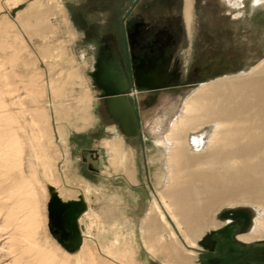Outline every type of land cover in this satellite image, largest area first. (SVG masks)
Masks as SVG:
<instances>
[{"label": "rangeland", "instance_id": "374dc122", "mask_svg": "<svg viewBox=\"0 0 264 264\" xmlns=\"http://www.w3.org/2000/svg\"><path fill=\"white\" fill-rule=\"evenodd\" d=\"M51 1L0 0V264H200L206 252L189 247L167 213L179 241L192 251L175 244L178 254L170 257L163 247L172 242L169 229L150 236L142 225L155 201L162 207L166 133L185 97L202 82L248 74L264 59V0H191L190 22L185 11L179 18L181 43L174 54L180 80L189 84L131 89L138 132L126 138L134 149L122 147L120 160L100 147V138L113 136L100 127L117 120L90 73L106 38L126 50L124 21L141 8L137 3L127 13L130 0H55L63 6L59 12ZM33 5L43 16L30 15ZM203 125L189 135L207 139L213 124ZM77 130L88 131L80 151L68 141ZM114 133L121 136L123 130ZM143 158L151 174L145 179L133 172L134 159L141 165ZM228 163L223 159L219 166ZM122 169L132 181L149 182V194L138 187L129 193L126 180L114 176ZM56 193L64 202L86 201L85 211L76 218L69 217L71 210L59 221L51 218ZM238 210L250 213L249 232L257 215L252 204H224L214 219L230 221ZM233 225L226 226L229 242L222 253L228 264H264V236L252 243L233 241L240 233ZM208 230L194 247L203 248L197 241Z\"/></svg>", "mask_w": 264, "mask_h": 264}, {"label": "bare ground", "instance_id": "6f19581e", "mask_svg": "<svg viewBox=\"0 0 264 264\" xmlns=\"http://www.w3.org/2000/svg\"><path fill=\"white\" fill-rule=\"evenodd\" d=\"M51 3L62 11L60 3ZM30 8L32 17L43 16L34 5ZM229 76L202 82L187 95L166 133L168 176L158 192L162 207L154 202L142 229L150 236L161 227L169 229L172 242L163 247L170 257L177 253L175 244L192 250L179 241L166 213L193 247L205 228L218 226L214 215L221 206L252 204L257 215L249 233L240 237L249 241L264 236V59L248 74ZM208 123L213 132L207 139L199 133L189 135ZM59 135L63 138L61 131ZM104 145L111 156L121 159L122 140L114 138ZM223 159L229 163L221 167Z\"/></svg>", "mask_w": 264, "mask_h": 264}, {"label": "water", "instance_id": "95a60500", "mask_svg": "<svg viewBox=\"0 0 264 264\" xmlns=\"http://www.w3.org/2000/svg\"><path fill=\"white\" fill-rule=\"evenodd\" d=\"M90 75L94 85L101 91L100 97L103 99L110 116L117 120L119 127L125 134L131 137L136 136L138 132L136 113L128 98L132 89V80L118 45L111 38H106L104 43L101 44L100 53ZM166 75L167 71L164 67L160 70L142 69L136 72L133 84L146 90H157L179 85V83L174 82H160L164 80ZM182 84L189 83L184 82ZM85 208L86 206L81 199L64 202L55 194L50 203V217L59 221L66 212L71 210L68 213H73L72 218H76V214L84 212Z\"/></svg>", "mask_w": 264, "mask_h": 264}, {"label": "crops", "instance_id": "0c3cea01", "mask_svg": "<svg viewBox=\"0 0 264 264\" xmlns=\"http://www.w3.org/2000/svg\"><path fill=\"white\" fill-rule=\"evenodd\" d=\"M122 1H125V0H122ZM130 1H132V4L130 6H128L127 13H129V9L133 10L135 8V6L137 5V3H138L137 8H141L142 13L135 12V13L131 14V12H130L128 14V16H130V19H126L124 21V24H123L124 30H122L123 32H126L125 28L131 27V24L133 23V21L138 20V17H143L145 19V21L148 23H152V24L154 23V24L161 26L162 22L165 23V21L162 19H165L166 17H168V18L178 17L180 19H183L184 11H185V16H186L187 22L188 23L190 22L191 10H192L191 0H130ZM184 7H185V9H184ZM193 7H194V4H193ZM126 16H127V14L125 15V17ZM116 123L117 124H110V125L106 124L105 126L100 127L102 130H105L106 132H110L111 134H113V136H110L109 138H100V140H103V143H102V145H100V147L105 148L107 150L106 146L104 145V141L105 140H112V139L116 138V139L122 140V145H123L122 147H124L126 152L128 149H134V148H132L133 146L131 144H128L127 140H126L127 137H131V136H128L127 134H125L124 131H123V135H121V136L114 133L116 131V129L119 127L118 122H116ZM96 126L97 125L94 124L90 128H92V130H94L96 128ZM85 130H87V129H85ZM85 130H80V131L77 130L74 133H71L68 135V141L70 143H72L70 145V148H72L73 150H75L76 148H78L79 151L81 150L83 139L85 136L86 137L88 136V133H87L88 131H85ZM94 150H97V149H94ZM107 152H108V150H107ZM96 159L99 160V158L97 156H96ZM148 163L149 162H147L143 158L142 163L140 165L134 159V165H133V168H134L133 172L135 173L134 177L143 178V179H145L147 176L151 177L150 169L148 168L149 167ZM87 167L89 169H92L93 171L99 172L100 174L103 175L101 168H99L97 166H93V165H91V163H89L87 165ZM139 168H141V170ZM128 172H130V171L129 170L124 171V169H122V171H120V173H117L114 176L117 179L118 178H124L126 180V182L129 185L128 189H130L129 193H135V191H133V189H134V187H138L139 189H141L142 194H145V193L147 194V192L149 194L150 183L149 182H143V183L139 184L136 181H132V180H130L131 178H130V175ZM131 176H133V175L131 174ZM78 177L83 179L84 181H87V182L90 181V179L87 178L83 174L78 175ZM82 201H83L84 205L86 206V204H85L86 201H84V200H82ZM218 222H219L218 226L211 227L210 230H208L206 233H204V235L197 241V243L203 241V244H202L203 248H198V247L193 246V249L197 250L196 253H198L200 255L201 254L204 255V252H202V251L206 252L205 256H204L205 258L202 257V259L200 260V264H228V260H226V256L222 254L224 252L223 251V249L225 247L224 245H226L227 242H229V239H226L227 238L226 234L229 231V229H227V227H226L228 224V218H223L221 221H218ZM248 233L249 232L247 231L246 233L240 234L238 236L239 239H241L242 241H245L240 236L248 234ZM239 239L236 236V237H234L233 241L236 240V242H242ZM254 240H258V239H253V240H249V241H254ZM249 241H246V242H249ZM243 243H245V242H243ZM143 246H144L145 250L147 252H149L147 250V248L145 247V245H143ZM204 247H206V248H204ZM147 256L149 258H152V255L150 252ZM152 264H154V263H152Z\"/></svg>", "mask_w": 264, "mask_h": 264}, {"label": "flooded vegetation", "instance_id": "af4514ba", "mask_svg": "<svg viewBox=\"0 0 264 264\" xmlns=\"http://www.w3.org/2000/svg\"><path fill=\"white\" fill-rule=\"evenodd\" d=\"M162 20L165 23L162 22V25L159 26L146 22L143 17H138V20L133 21L131 27L125 28L126 50L120 52L132 80V88H138L133 84L137 71L142 69L160 70L162 67L166 69L167 75L160 82H174L179 83V85L184 83L180 80L177 61L174 60V54L181 43L182 25L178 17H166ZM73 215L70 213L69 217H73ZM230 215L233 217L228 221V224L234 222L233 226L240 232L237 235L239 239L240 234L247 232L245 229L250 219V213L238 210L234 213L231 212ZM256 241L260 240L242 242L252 243Z\"/></svg>", "mask_w": 264, "mask_h": 264}]
</instances>
